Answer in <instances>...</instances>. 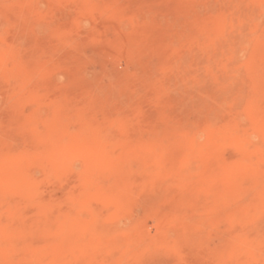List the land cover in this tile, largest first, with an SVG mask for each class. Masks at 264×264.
Segmentation results:
<instances>
[{"label": "rangeland", "instance_id": "1", "mask_svg": "<svg viewBox=\"0 0 264 264\" xmlns=\"http://www.w3.org/2000/svg\"><path fill=\"white\" fill-rule=\"evenodd\" d=\"M261 2L264 0H0V264H126L120 258L135 255L144 243L166 244L169 251L146 258L143 264H166L181 248L186 250L183 239L190 232L209 250L228 243L227 235H231L235 222L245 217V201L264 193V148L251 149L264 135V73L255 76L264 66V41H260L264 40V16L247 22L249 30L261 27V37H249L246 28V35L227 41L238 42L236 47L245 44L246 49L217 54L219 60L231 55L239 62L242 59L230 77V86L244 80L252 82L238 108L230 110L225 95L219 99L224 102L218 107L223 114L218 128L208 126V130L203 122H215L217 110L207 109L212 99L193 91L190 100L187 88L181 86L187 92L185 97L176 86L185 80L182 69L189 64L187 53L194 41L210 38L224 44V33L228 39L232 29L223 28L226 18L239 15L241 6L243 11L257 10ZM183 54L188 59H183ZM223 70L220 67L217 72ZM176 97L183 102L178 104ZM225 108L230 115L228 123L223 121ZM102 128L107 138L99 140L97 134ZM188 128L194 133L191 137L184 133ZM187 161L194 163L183 174L180 169ZM32 165L34 175L24 180L23 174ZM150 171L151 177L142 183L137 179L144 194L133 181L132 188L134 173ZM157 182L165 183L161 195L169 192L168 203L163 207L150 204V209L146 204V210L141 199L148 194L154 199L149 192ZM20 187L22 192L16 194ZM132 197L137 205L133 203L120 212L122 204L126 206ZM18 206L28 213L22 221L16 220L21 226H28L40 214L51 221L42 227L38 224L37 237L30 236L21 243L16 240L19 248L10 237L19 225L6 221L13 209H20ZM116 212L122 217L121 229L109 224ZM91 213L96 220L90 218ZM97 228L117 237L114 243L104 244V256L111 258L103 262L98 259L102 255L98 243L89 236ZM189 248L190 254L184 252L187 259L181 264H203L204 257L195 262ZM238 250L214 257L211 264H233L236 258L244 257Z\"/></svg>", "mask_w": 264, "mask_h": 264}, {"label": "bare ground", "instance_id": "2", "mask_svg": "<svg viewBox=\"0 0 264 264\" xmlns=\"http://www.w3.org/2000/svg\"><path fill=\"white\" fill-rule=\"evenodd\" d=\"M244 2V1H243ZM213 3V2H212ZM241 3H242V1H241ZM240 3V4H241ZM238 5H239V3H237ZM236 4V5H237ZM259 4H261V7H259L257 10L256 9H254V10H251V11H243L244 10V8H243V6H238V7H240L239 8V12H240V14L239 15H237V16H233V19L231 18L230 19V16H232V15H236V13H234V14H232V15H230V16H228L227 18H226V23L224 24V26H223V28L224 29H228V28H232L231 29V33H230V37L228 36V39L225 37V33H224V40L226 41V42H224V44H222V45H218L217 44V41L216 42H212V40H209L210 38H208V39H203V41H201L202 39L201 38H199V40L197 41V43H195V41H194V46H191V49H190V52L188 51V53H187V55L189 56V61H187V62H189V64H188V66L187 67H185V68H183L182 70L184 71L183 72V76H181L182 75V72H181V77H182V79H184L185 78V84L184 83H182V82H184V81H182L181 83H179L178 84V86H176L177 88L178 87H180V88H178V91H181V92H185V93H187L186 91H185V89L187 88V91L189 92V99L191 98L192 99V97L193 96H191L192 94V92L193 91H196V93L198 92L199 93V95L201 94V96L203 95L205 98H207V97H210L212 100H208V102H207V100H204V98H203V100L205 101V102H207V109L208 110H213V111H215L216 112V110H217V115L215 116L216 118H215V122L213 121H211L210 119L209 120H202L205 124H206V127H208V126H210V128H212V126H216V128H218L219 127V125H218V123H220L219 122V120H220V114H222V113H220L221 112V110H219V106L221 107L222 106V102H224V100L222 101V100H219V99H221V97H222V95L224 96H227V100H228V106H229V109L230 110H234L237 106H238V102L240 101H242L241 99H243L246 95H247V93H249V92H247V90H248V86L252 83H250V82H245V80L244 81H240L239 82V84L236 86V87H233V86H230L231 84L229 83V80H230V77H232V75L234 74V72H235V70H237V67H238V64L240 63V64H242V59H241V61L239 62V58L237 57V56H230L229 58H227V59H225V60H219L218 59V56H217V54L219 53V52H225L226 50H233V49H237V48H240V50L242 49V48H244L245 47V44H241V45H239V47H236L235 45L236 44H238V42L236 43V42H230V43H227V41L229 42V39L230 38H233L234 37V39H238V38H240V37H242L245 33V29L247 28L248 29V26H247V22L249 21V22H251V20L253 19V18H257V19H260V18H262V16H264V3H259ZM219 5V4H218ZM235 5V6H236ZM230 6V5H229ZM256 6V5H255ZM209 7H212L211 5L209 6ZM232 7H233V5H232ZM237 7V6H236ZM224 8V7H223ZM227 8V7H226ZM251 8H253V7H251ZM211 10V9H210ZM226 10V9H225ZM245 10H248V9H245ZM227 11H229L228 10V8H227ZM238 12V13H239ZM237 13V14H238ZM229 15V14H228ZM223 16V15H222ZM253 17V18H252ZM251 19V20H250ZM225 20V19H224ZM228 20H230V21H228ZM223 21V20H222ZM253 21V20H252ZM251 24V23H250ZM252 25V24H251ZM221 28H222V26H221ZM251 28V27H250ZM217 29V28H216ZM219 29V28H218ZM217 29V34H220L219 32H221V31H219ZM246 29V30H247ZM248 31H249V33H250V35H249V37H252L251 35H258L259 37H261V35H262V29H261V27L258 25H256V27H253L252 26V29L251 30H249L248 29ZM251 31V32H250ZM169 32V31H168ZM171 32V31H170ZM222 32H224V30L222 31ZM210 33H212V32H210ZM209 33V35H210V37L213 39L214 37H212V35ZM169 34V33H168ZM207 35V34H206ZM208 35V36H209ZM246 35V34H245ZM205 37H207V36H205ZM254 38V37H253ZM227 39V40H226ZM256 39V38H255ZM261 39V40H260ZM259 40L260 41H264L263 40V38H260ZM213 40H215V39H213ZM231 40V39H230ZM253 40V39H252ZM221 41H222V39H221ZM240 41V40H239ZM250 41H251V39H250ZM255 41H257V39L255 40ZM254 41V42H255ZM259 41V42H260ZM187 43H188V41H187ZM222 43V42H221ZM220 43V44H221ZM241 43V42H240ZM245 43V42H244ZM246 43H247V41H246ZM191 44V43H190ZM192 44V45H193ZM258 44V43H257ZM263 44V43H262ZM254 45H256V43H254ZM259 45V44H258ZM261 45V44H260ZM259 45V46H260ZM180 46H182V44L180 45ZM180 46L178 47V48H180ZM218 46H220V47H218ZM247 46V45H246ZM186 49H187V47H186ZM206 49H208L209 50V52H208V50L206 51ZM244 49H246V48H244ZM250 49H251V47H250ZM248 50V49H247ZM186 51V50H185ZM250 51V50H249ZM240 52V51H239ZM243 52V51H242ZM176 53V52H175ZM241 53V52H240ZM242 54V53H241ZM251 54V53H250ZM186 54H183V59H185V58H187L186 56H185ZM242 56V55H241ZM255 56V55H254ZM240 57V56H239ZM261 57V56H260ZM190 58H191V60H190ZM259 58V57H258ZM182 59V61L184 62L185 60H183ZM188 59V58H187ZM254 59H256V58H254ZM181 60V59H180ZM259 60H261V58L259 59ZM191 61V62H190ZM255 62V61H254ZM258 62V61H257ZM264 63V62H263ZM262 63V64H263ZM239 64V65H240ZM177 65H179L178 63H177ZM261 65V64H260ZM182 66V65H181ZM241 66V65H240ZM246 66V65H245ZM262 66V65H261ZM216 67V68H215ZM220 67H222V68H224V70L223 71H221V73L220 72H217V70H218V68H220ZM248 67V66H247ZM251 68V67H250ZM254 69H256V68H254ZM254 69H252V71L254 70ZM176 71V70H175ZM239 71V70H238ZM249 71H250V69H249ZM251 71V72H252ZM256 71V70H255ZM255 71H254V74H255ZM177 72V71H176ZM173 73H175V72H173ZM241 73V72H240ZM262 73H264V66H262L261 68H260V70H258L257 71V74H255V76L257 77V76H259V75H261ZM244 74V73H243ZM242 74V75H243ZM249 74V73H248ZM178 75V74H177ZM241 75V74H240ZM241 75V76H242ZM252 75V74H251ZM164 76V75H163ZM179 76V77H180ZM254 76V75H253ZM147 77V76H146ZM248 78V77H247ZM232 79V78H231ZM251 79V81H252V78H250ZM262 80H264V78H261ZM261 79L259 78V81L257 80V84L258 83H260V81H261ZM176 80H178L177 79V77H176ZM167 81V80H166ZM171 82V81H170ZM178 82H179V80H178ZM175 83V82H174ZM236 83H238V81L236 82ZM176 84V83H175ZM167 85V84H166ZM183 85V86H182ZM169 86V85H168ZM185 87V89L183 88V90L181 89L182 87ZM253 86V88L254 87H256V86H254V84H252L251 85V87ZM258 87H260V84H259V86ZM73 88V87H72ZM95 88V87H94ZM166 88V87H165ZM261 88V87H260ZM254 89H256V88H254ZM93 91H95V90H93ZM97 91H99L98 89H97ZM176 91H177V89H176ZM180 92V93H181ZM98 93V92H97ZM183 93H181V95L183 96ZM185 93H184V95H185ZM195 93V92H194ZM86 94V93H85ZM95 94V93H94ZM177 94H179V92L178 93H176V95ZM191 94V95H190ZM250 94H251V92H250ZM249 94V95H250ZM77 95V94H76ZM84 95V94H83ZM137 95V94H136ZM175 95V96H176ZM225 96H224V98H225ZM229 96V97H228ZM250 96H253V93L250 95ZM112 97V96H111ZM178 98L179 97H181V96H177ZM176 97V98H177ZM185 97H186V95H185ZM175 98V97H174ZM177 98V99H178ZM77 99V98H76ZM179 99H181V98H179ZM179 99L177 100L178 101V104H180L181 102H183V100L184 99H182V100H180L179 101ZM190 99V100H191ZM248 99V98H247ZM87 100V99H86ZM112 100V99H111ZM175 100V99H174ZM226 100V101H227ZM104 101V100H103ZM110 101V100H109ZM131 101V100H130ZM186 101H187V98H186ZM186 101H184V103H182V104H185V102ZM226 101H225V104L224 105H227L226 104ZM251 101V100H250ZM260 101H263V100H260ZM259 101V102H260ZM180 102V103H179ZM199 102V101H198ZM243 102H245L244 100H243ZM114 103V102H113ZM252 103V102H251ZM110 104H112V103H110ZM178 104L177 103H175L174 102V107H175V109L176 108H178ZM195 104V103H194ZM257 104H258V102H257ZM262 104H263V102H262ZM261 104V105H262ZM223 105V106H224ZM245 105V104H244ZM252 105V104H251ZM177 106V107H176ZM192 106V105H191ZM228 106H227V108H228ZM255 106V105H254ZM264 106V105H263ZM259 107H260V105H259ZM179 108H180V106H179ZM178 108V109H179ZM218 108V109H217ZM227 108H225L226 109V114H225V116H224V118H225V120H224V118H223V121H225V122H227L228 123V118L230 117V115H227L229 112H228V110H227ZM238 108V107H237ZM174 109V108H173ZM251 109V108H250ZM256 111V110H255ZM212 113V112H211ZM214 113V112H213ZM223 113H224V111H223ZM236 114V113H235ZM215 114H213V116H214ZM223 115V114H222ZM240 116V115H239ZM137 117V116H136ZM212 118V117H211ZM234 118H236V116L234 115ZM239 118V117H238ZM217 120V121H216ZM221 120H222V118H221ZM238 120H236V122H237ZM150 122V121H149ZM234 122H235V119H234ZM221 123H222V121H221ZM236 124H238V122L237 123H235V126H237ZM223 125V124H222ZM233 125V124H232ZM239 125V124H238ZM258 125V124H257ZM221 126V125H220ZM242 126V125H241ZM254 126H255V124H254ZM190 127V126H189ZM225 127H226V123H225ZM256 127V126H255ZM137 128V127H136ZM158 128V127H157ZM243 128V127H242ZM257 128V127H256ZM259 128V127H258ZM191 128H188V129H186V131L184 132L185 134H186V136L188 135L189 136V133H190V137H191V133H192V135L194 134L193 133V131L192 130H190ZM234 129V128H233ZM232 129V130H233ZM248 129H250V128H248ZM62 130V129H61ZM208 130H210L209 129V127H208ZM214 130V129H213ZM100 132H98V134H97V137H98V139L99 140H103V139H106L107 138V136H106V130L105 129H101V130H99ZM180 131V130H179ZM194 131H196V130H194ZM238 131V130H237ZM236 131V132H237ZM256 131H257V129H256ZM204 132V131H203ZM214 132V131H213ZM232 132V131H231ZM230 132V133H231ZM251 132V131H250ZM89 133V132H88ZM199 133H200V131H199ZM205 133V132H204ZM233 133V132H232ZM238 133V132H237ZM257 133H259V131H257ZM263 134H264V132H262ZM239 134V133H238ZM240 134H241V132H240ZM240 134H239V136H240ZM248 133H246V135H247ZM251 134V133H250ZM195 135H196V133H195ZM194 135V136H195ZM197 135H198V133H197ZM244 135V134H243ZM262 135V134H261ZM230 136V135H229ZM260 136V135H259ZM95 137V136H94ZM197 137V136H196ZM245 137V136H244ZM149 138V137H148ZM239 138V137H238ZM248 138V137H247ZM60 139H62V138H60ZM95 139V138H94ZM227 139V138H226ZM246 139V138H245ZM252 139V138H251ZM250 139V140H251ZM68 140V139H67ZM96 140V139H95ZM153 140V139H152ZM83 141V140H82ZM213 141V140H212ZM221 141V140H220ZM242 141V140H241ZM97 142V141H96ZM226 142V141H225ZM181 143V142H180ZM227 143V142H226ZM238 143H239V141H238ZM242 143H243V141H242ZM242 143L240 142L239 144H241L242 145ZM252 143V142H251ZM166 144V143H165ZM33 145V144H32ZM227 145V144H226ZM213 146H214V144H213ZM220 146V145H219ZM229 146V145H228ZM248 146H250V142H249V145ZM248 146H247V151H248ZM240 147V146H239ZM251 149H254V150H260V149H262V148H264V135H262L261 136V138H260V142L258 141V143H256V144H253V145H251ZM219 148V147H218ZM230 148V147H229ZM30 149V148H29ZM140 149V148H139ZM146 149V148H145ZM215 149H216V147L214 148V150L212 149V152L214 151V153H215ZM210 150V149H209ZM208 150V151H209ZM38 151V150H37ZM205 151V150H204ZM206 152V151H205ZM249 152H250V150H249ZM147 153V152H146ZM221 153V152H220ZM220 153H218V154H220ZM210 154V153H209ZM252 154V153H251ZM197 155V154H196ZM185 156V155H184ZM184 156H183V158H184ZM208 156V155H207ZM216 156V155H215ZM139 157V156H138ZM205 157V156H204ZM237 157V156H236ZM32 158V157H31ZM139 159V158H138ZM133 160V159H132ZM152 160V159H151ZM204 160V159H203ZM189 161V160H188ZM187 161V162H188ZM191 162H193V161H191ZM128 163V162H127ZM194 163V162H193ZM193 163H187V165H186V167H183V169L181 170L180 168V171L184 174V171L185 172H189V170L192 168V166H193ZM199 163V162H198ZM238 163V162H237ZM126 164V163H125ZM153 164H154V162H153ZM181 165V164H180ZM182 165H183V163H182ZM181 165V166H182ZM263 165H264V163H263ZM140 166V165H139ZM138 167V166H137ZM152 167V166H151ZM180 167V166H179ZM131 168V167H130ZM184 168H185V170H184ZM233 168V167H232ZM143 169V168H142ZM151 169V168H150ZM178 169V170H179ZM260 169V168H259ZM264 169V168H263ZM36 169H35V167L32 165L30 168H28L27 169V171L23 174V179L24 180H27V179H31L30 177H32V175H34V171H35ZM141 170V169H140ZM137 171V170H136ZM229 171H231V170H229ZM260 171V170H259ZM261 172V171H260ZM23 173V172H22ZM140 173V172H139ZM151 173H152V171H150L149 173H145V175L143 174V173H140V175H137V173H134V175H133V180H131L130 179V181H131V183H132V181L133 182H135V183H137V184H139L140 182L142 183L144 180L143 179H145V178H147V176L149 177L150 175H151ZM178 173H180V172H178ZM177 173V174H178ZM129 174V173H128ZM165 174V173H164ZM35 175H37V174H35ZM125 175V174H124ZM142 175V176H141ZM250 175V174H249ZM263 176H264V174H262ZM105 176V175H104ZM128 177H130L129 175H127ZM132 176V175H131ZM36 177V176H35ZM41 177V176H40ZM43 177H45V176H43ZM106 177V176H105ZM151 177V176H150ZM160 177V176H159ZM173 177V176H172ZM42 178V177H41ZM108 178V177H107ZM130 178H132V177H130ZM157 178H158V176H157ZM258 178H260V177H258ZM35 179H38V178H35ZM95 179H97V178H95ZM137 179L140 181L139 183H138V181H137ZM261 179V178H260ZM263 179V178H262ZM261 179V180H262ZM41 180V179H40ZM42 180H45V179H42ZM56 180V179H55ZM94 180V179H93ZM143 180V181H142ZM183 180V179H182ZM264 180V179H263ZM101 181V180H100ZM105 181V180H104ZM148 181H149V178H148ZM147 181V182H148ZM248 181V180H247ZM24 182V181H23ZM27 182V181H26ZM38 182H40V181H38ZM38 182H36V185H37V183ZM48 182V181H47ZM263 182V181H262ZM90 183V182H89ZM135 183H132L133 184V187L132 188H134V186H135ZM253 183V182H252ZM39 184V183H38ZM148 184H149V182H148ZM168 184H170V183H168ZM172 184V183H171ZM40 185V184H39ZM39 185H37V186H39ZM48 185V184H47ZM94 185V184H93ZM151 185V184H150ZM165 183H163L162 184V182L159 184L158 182H157V184L155 185V183H154V186H153V184H152V187H150V188H152V189H150V192L149 193H153L154 195V199H152L151 197H150V194H148L146 197H144L143 199H141V202H142V200H144L142 203H141V205H145V206H148L147 208L148 209H150L152 206H150V204L152 205L153 204V206H154V204L156 205V204H159L160 206H162V205H166L167 203H168V197H169V192H166L165 194H166V196H162L161 194H162V192H163V190L161 191V189L162 188H164L165 186ZM253 185H254V183H253ZM33 186H35V185H33ZM42 186V185H41ZM46 186V182L44 183V185H43V187H45ZM139 186H140V184H139ZM252 186V185H251ZM250 186V187H251ZM16 187V186H15ZM14 187V188H15ZM36 187V186H35ZM49 187V186H48ZM144 187H145V185H144ZM166 187H168V186H166ZM242 187H243V185H242ZM257 187H259V186H257ZM21 188V187H20ZM20 188H17L16 189V194L17 193H21L22 192V188L20 189ZM232 188V187H231ZM249 188V187H248ZM248 188L246 189L247 191H248ZM255 188V187H254ZM42 189V188H41ZM138 189V188H137ZM146 189H148V187L146 188ZM169 189V188H168ZM256 189V188H255ZM12 190V189H11ZM25 190V189H24ZM140 190H143L142 192H143V194H144V189H143V187H141L140 186ZM139 190V191H140ZM165 190H167L166 188H165ZM164 190V191H165ZM262 190V189H261ZM134 191V190H133ZM138 190H136V192H137ZM147 191V190H146ZM160 191H161V193H160ZM250 191V190H249ZM248 191V192H249ZM253 191V190H252ZM255 191V190H254ZM42 193H44V191L42 190L41 191ZM40 192V194H42ZM46 192V191H45ZM54 193H55V191H53ZM141 192V193H142ZM256 192V191H255ZM31 193V192H30ZM147 193V192H146ZM240 193V192H239ZM247 193V192H246ZM254 193V192H253ZM253 193H252V195H253ZM257 193V192H256ZM39 194V195H40ZM133 195V194H132ZM251 195V194H250ZM54 196V195H53ZM69 196H71L70 194H69ZM249 196V195H248ZM37 197V196H36ZM121 197V196H120ZM250 197V196H249ZM249 197H247V199H249ZM253 197V196H252ZM12 198V197H11ZM38 198V197H37ZM41 198H42V196H41ZM157 198H158V200H157ZM71 199H73V198H71ZM83 199V198H82ZM117 199V198H116ZM135 198L134 197H132V199H130V201H129V199H128V203L127 204H124V205H126V206H124L123 207V204H122V207H120V212H122L125 208H128V207H130L131 205L133 206V203H134V205H137L136 203H135V201L136 200H134ZM247 199H245V200H247ZM42 200V199H41ZM84 200V199H83ZM124 200V199H123ZM25 201H26V199H25ZM37 201H39V200H37ZM37 201H35V202H37ZM43 201V200H42ZM49 201V200H48ZM50 202V201H49ZM59 202V201H58ZM68 202V201H67ZM80 202V201H79ZM138 202V201H137ZM146 202V203H145ZM239 202V201H238ZM41 203V202H40ZM62 203H64V202H62ZM81 203V202H80ZM140 203L138 204V205H140ZM143 203H145V204H143ZM161 203V204H160ZM11 204V203H10ZM9 204V205H10ZM44 204V203H43ZM65 204V203H64ZM146 204H148V205H146ZM220 204V203H219ZM140 205V206H141ZM25 206V205H24ZM29 206V205H28ZM42 206V205H41ZM40 206V207H41ZM46 206V205H45ZM56 206H58V204L56 205ZM144 206V208L147 210V208ZM157 206V205H156ZM222 206V205H221ZM20 209H18V208H16V210H15V212H14V209H13V213L12 214H10V216L6 219V221L8 222V223H17L18 225H19V222L18 221H22V217H24V216H27V212H26V210L25 209H23V207L21 208L20 206H18ZM48 207V206H47ZM60 207V206H59ZM65 207L67 208V206H66V204H65ZM150 207V208H149ZM158 207V206H157ZM163 207V206H162ZM14 208V207H13ZM25 208V207H24ZM41 208H44L43 206L41 207ZM50 208V207H49ZM65 208V209H66ZM153 208H155V207H153ZM152 208V209H153ZM168 208V207H167ZM46 209H48V208H46ZM56 209H59V208H56ZM64 209V210H65ZM72 209V208H71ZM140 209V208H139ZM141 209H143V208H141ZM10 210H12L11 208H10ZM41 210V209H40ZM67 210V209H66ZM136 210V209H135ZM138 210V209H137ZM167 210V209H166ZM60 211V210H59ZM149 211H151V210H149ZM179 211V210H178ZM243 211H244V213H245V217H243L242 219L243 220H240V221H237V222H235V224H234V230H232V233H231V235H227V236H230V238L229 237H227V238H229V241H228V243H226L225 245H222V246H220L219 248H217L216 250H209V249H207V248H204L203 246H202V244L201 243H198L197 241H195V240H197L195 237H194V235L192 234V232H190V233H188V234H186V236L184 237V239H183V241H184V243H185V245H186V250H184V251H182L184 248H181L182 250H181V252L180 253H178V254H174L173 255V257L171 258V260H169L166 264H181V262L182 261H185V259H187V257H185V255H184V252H186L187 251V249H188V247L189 246H191V248H189L190 249V251L192 252V253H194L193 255H192V257H193V260L196 262V260H199V257H200V259H201V257H204V263H207V264H211V262H213V258L215 257V258H218L219 259V257L220 256H222V255H225L229 250H231V249H239V250H242L243 251V253H244V257L243 258H241V259H237L236 258V262H234L233 264H264V229H262L261 227H263L264 228V193H263V191L260 193H258L257 194V196H255V198H251V199H249L248 201H245V206L243 207ZM46 212V211H45ZM94 212H96V211H94ZM118 212V211H117ZM115 213L114 215H113V217H111L110 218V220H109V224H112L113 226L115 225L116 227H120V223H121V219H122V217H121V215H120V212L119 213ZM147 212V214H148V211H146ZM161 212V211H160ZM169 212V211H168ZM239 212V211H238ZM54 213V212H53ZM62 213V212H61ZM110 213H111V211H110ZM180 213V212H179ZM55 214V213H54ZM83 214V213H82ZM147 214H145V215H147ZM24 215V216H23ZM125 215V214H124ZM123 215V216H124ZM30 216V215H29ZM38 216H41V214L40 215H38ZM37 216V220H35V219H33V221L30 223V224H28V226H27V223H25L24 225H26V226H23V228H22V226H21V224L19 225V228H18V230L17 231H13V232H11L10 234H11V236L10 237H13L14 239H13V244H15V242H16V240H18V241H20V240H24V239H26V238H30V236L31 237H33L34 235L36 236V235H39V230H38V228L40 229L42 226H46V225H50V223H51V219L49 220L50 222L48 223V218L47 219H45L44 217H38ZM84 216V215H83ZM96 216V215H95ZM127 216V215H126ZM143 216V215H142ZM242 216V215H241ZM240 216V217H241ZM48 217H50V216H48ZM63 217V216H62ZM82 217V216H81ZM133 217V216H132ZM25 218V217H24ZM27 218V217H26ZM79 218V217H78ZM90 218H92V219H94L95 218V220L97 219L96 217H94V214H90ZM130 218V217H129ZM58 219H59V217H58ZM61 219V218H60ZM59 219V220H60ZM76 219V218H75ZM88 219H89V217H88ZM127 219V218H126ZM135 219H137V218H135ZM16 220H18V221H16ZM73 220V219H72ZM71 220V221H72ZM91 220V219H90ZM133 220V219H132ZM4 221V220H3ZM2 221V222H3ZM53 221V220H52ZM69 221V220H68ZM67 221V222H68ZM81 221H82V219H81ZM136 221V220H135ZM97 222V221H96ZM228 222V221H227ZM229 222H234L233 220H231V221H229ZM55 223H56V221H55ZM60 223V222H59ZM75 223V222H74ZM133 223H135V222H133ZM201 224L203 223V221H201L200 222ZM38 224H40V226L41 227H39V225H38V227H35V226H37ZM97 224V223H96ZM95 224V225H96ZM109 224L107 225L108 227H109ZM205 224V223H204ZM233 224V223H232ZM10 225V224H9ZM56 225V224H55ZM66 225H67V223H66ZM70 225H71V223H70ZM69 225V226H70ZM98 225V224H97ZM129 225H131V224H129ZM58 226V225H57ZM49 227V226H48ZM51 227V226H50ZM54 227V226H53ZM56 227V226H55ZM67 227V226H66ZM108 227H107V229H108ZM132 227H135V226H133L132 225ZM131 227V228H132ZM138 227V226H137ZM204 227V226H203ZM59 228V227H58ZM85 228V227H84ZM21 229V230H20ZM36 229L38 230V232H36ZM47 229V228H46ZM55 229V228H54ZM69 229V228H68ZM96 229V228H95ZM100 229V228H99ZM111 229V228H110ZM120 229H121V227H120ZM248 229L249 230H251V231H248ZM48 230H52V229H48ZM67 230V229H66ZM70 230V229H69ZM123 230H126V229H123ZM127 230H129V228L127 229ZM126 230V231H127ZM246 230H247V232H246ZM59 230H57L56 231V233H58L59 234V232H58ZM61 231V230H60ZM73 231V230H72ZM77 231H78V229H77ZM125 231V232H126ZM130 231V230H129ZM51 232H54V231H51ZM70 232H71V230H70ZM79 233H80V231H78ZM133 232V231H132ZM132 232H130L131 234H132ZM37 233V234H36ZM79 233H78V235H79ZM90 233V232H89ZM92 233H94V234H91V235H89L90 237H91V241H95V242H97L98 243V245H97V249H98V252H100V251H102L101 253H102V255H99V257H98V259L101 261V262H103L102 260H108L109 258H111V257H108L107 255V251H106V256H104V253H103V250H105L104 248H105V246H104V244H111V243H114L115 242V239L117 238L116 237V235H114L113 233V235H109V234H107V233H105V232H103V230H98V228H97V231H95V232H93L92 231ZM115 233V232H114ZM116 233H117V231H116ZM119 233V232H118ZM117 233V234H118ZM129 232L127 231V233L126 234H128ZM187 233V232H186ZM49 234V233H48ZM57 234V235H58ZM65 234H66V232H65ZM74 234V233H73ZM72 234V235H73ZM130 234V235H131ZM203 234V233H202ZM228 234V233H227ZM83 235V234H82ZM81 235V236H82ZM182 235V234H181ZM204 235V234H203ZM206 235V234H205ZM225 235V234H224ZM9 236V235H8ZM64 236H66V235H64ZM77 236V235H76ZM75 236V237H76ZM88 236V238L90 239V237ZM220 236V235H219ZM10 237H7L6 238V240H9L10 239ZM37 237V236H36ZM59 237H61V234H60V236ZM74 237V236H73ZM79 238H80V236H78ZM83 237V236H82ZM181 237V236H180ZM35 238V237H34ZM52 238V237H51ZM55 238H56V236H55ZM54 238V239H55ZM67 238V237H66ZM59 239V238H58ZM60 239H62V238H60ZM65 239V238H64ZM71 239H74V238H72L71 237ZM81 239V238H80ZM84 239V238H83ZM93 239V240H92ZM132 239V238H131ZM195 239V240H194ZM84 240H86V239H84ZM84 240H83V243H84ZM132 240H134V239H132ZM222 240H224V239H221L220 241L221 242H223ZM225 240H226V238H225ZM238 240H241V241H238ZM62 241V240H61ZM74 241H75V239H74ZM74 241H73V243H74ZM82 241V240H81ZM87 241V240H86ZM89 241V240H88ZM130 241V240H129ZM141 241V240H140ZM195 242L196 244H192L191 242ZM219 241V244L221 243ZM236 241H238L237 243H236ZM5 242V241H4ZM10 242H11V239H10ZM72 242V241H71ZM227 242V241H226ZM235 242V243H234ZM20 243H21V241H20ZM67 243V242H66ZM76 243V242H75ZM77 243H80V241L79 242H77ZM134 243V242H133ZM5 244H7V243H5ZM13 244H12V246H13ZM69 244V243H68ZM71 244V243H70ZM69 244V247H70V249H71V245ZM81 244V243H80ZM118 244H120V243H118ZM117 244V245H118ZM172 244V243H171ZM207 244V243H206ZM16 246L18 245H20V244H15ZM13 246V248H17L16 246ZM33 245V244H32ZM63 245H64V243H63ZM77 245H79V244H76V246ZM139 245V244H138ZM1 246V245H0ZM74 246H75V244H74ZM89 246V245H88ZM131 246V245H130ZM141 248H140V250L139 249H135V250H139L138 252H135V250H134V252H135V255L134 254H130V255H124V256H122L121 258H120V260L119 261H121V262H125L126 264H143V261L146 259V258H149V257H154V256H157V257H159L160 255H162V254H164V253H167V251H169L168 250V247L166 246V244H163V245H155V244H149V243H147V244H143V246H142V244L141 245H139ZM207 246V245H206ZM19 247H21V246H19ZM18 247V248H19ZM64 247H67L68 248V246L67 245H65ZM171 248H172V246H170ZM107 248V247H106ZM109 248V247H108ZM107 248V249H108ZM137 248V247H136ZM211 248V247H210ZM70 249L68 248V252L70 251ZM75 250L77 249V247H75L74 248ZM89 249V248H88ZM96 249V250H97ZM56 250V249H55ZM74 250V251H75ZM90 250V249H89ZM110 250V249H109ZM238 250V251H239ZM189 251V252H190ZM241 251V252H242ZM73 252V251H72ZM72 252L70 253V255H72ZM77 251H75L74 253H76ZM132 252V251H131ZM16 253V252H15ZM55 253V252H54ZM73 253V254H74ZM88 253V252H87ZM119 253V252H118ZM171 253V252H170ZM172 253H173V251H172ZM186 253H188V251L186 252ZM238 253V252H237ZM243 253H242V255H243ZM56 254V253H55ZM69 254V253H68ZM84 254V253H83ZM112 254V253H111ZM117 254V253H116ZM124 254V253H123ZM188 254H190V253H188ZM70 255H68V256H70ZM77 255V254H76ZM122 255V254H121ZM171 255V254H170ZM52 256V255H51ZM66 256V255H65ZM111 256V255H110ZM119 256V255H118ZM163 256V255H162ZM232 256V255H231ZM58 257V256H57ZM115 257H117L116 255H115ZM129 257V258H128ZM165 257V256H164ZM162 258V257H161ZM188 258H190V256L188 255ZM235 259V258H234ZM57 260V259H56ZM86 260V259H85ZM88 260V259H87ZM190 260V259H189ZM202 260V259H201ZM200 260V261H201ZM22 261V260H21ZM231 261V260H230ZM233 261V260H232ZM222 262H224V261H222ZM183 263H185V262H183ZM188 263V262H187ZM203 263V264H204ZM188 264H190V263H188ZM193 264V263H192ZM219 264V263H218Z\"/></svg>", "mask_w": 264, "mask_h": 264}]
</instances>
